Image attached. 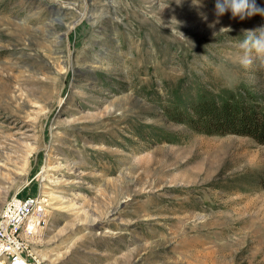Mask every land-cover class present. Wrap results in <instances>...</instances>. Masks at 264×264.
Returning a JSON list of instances; mask_svg holds the SVG:
<instances>
[{"label":"rangeland","instance_id":"1","mask_svg":"<svg viewBox=\"0 0 264 264\" xmlns=\"http://www.w3.org/2000/svg\"><path fill=\"white\" fill-rule=\"evenodd\" d=\"M262 25L216 0H0V210H41L23 264H264V144L184 120L264 103L240 63Z\"/></svg>","mask_w":264,"mask_h":264},{"label":"trees","instance_id":"2","mask_svg":"<svg viewBox=\"0 0 264 264\" xmlns=\"http://www.w3.org/2000/svg\"><path fill=\"white\" fill-rule=\"evenodd\" d=\"M237 98L230 96L220 104H199L191 109L192 113L184 114V120L199 133L249 136L264 144V103L249 92Z\"/></svg>","mask_w":264,"mask_h":264},{"label":"built area","instance_id":"3","mask_svg":"<svg viewBox=\"0 0 264 264\" xmlns=\"http://www.w3.org/2000/svg\"><path fill=\"white\" fill-rule=\"evenodd\" d=\"M13 194L0 210V259L23 264L25 239L40 223V206L33 194Z\"/></svg>","mask_w":264,"mask_h":264},{"label":"clouds","instance_id":"4","mask_svg":"<svg viewBox=\"0 0 264 264\" xmlns=\"http://www.w3.org/2000/svg\"><path fill=\"white\" fill-rule=\"evenodd\" d=\"M179 2L180 0H177V3ZM227 11H231L233 17L239 16L240 19L256 14L264 16V8L259 7L255 0H216V15L222 16ZM229 30L222 28L220 31ZM245 33V39L240 44L243 51L240 57L241 65L249 68L255 59L259 68L264 69V25L246 30Z\"/></svg>","mask_w":264,"mask_h":264},{"label":"bare ground","instance_id":"5","mask_svg":"<svg viewBox=\"0 0 264 264\" xmlns=\"http://www.w3.org/2000/svg\"><path fill=\"white\" fill-rule=\"evenodd\" d=\"M60 1V0H59ZM48 34L50 35V36H54L55 34H56V32H55V29L53 28V26H50L49 28H48ZM26 81V80H25Z\"/></svg>","mask_w":264,"mask_h":264}]
</instances>
